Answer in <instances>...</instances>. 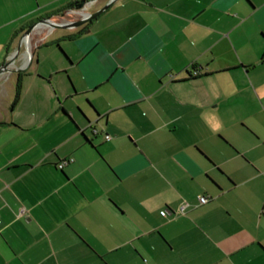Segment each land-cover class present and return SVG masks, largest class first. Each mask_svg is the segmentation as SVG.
Segmentation results:
<instances>
[{"label": "crops", "instance_id": "crops-1", "mask_svg": "<svg viewBox=\"0 0 264 264\" xmlns=\"http://www.w3.org/2000/svg\"><path fill=\"white\" fill-rule=\"evenodd\" d=\"M81 1L0 0V65ZM47 25L0 76V264H264V0Z\"/></svg>", "mask_w": 264, "mask_h": 264}, {"label": "water", "instance_id": "water-1", "mask_svg": "<svg viewBox=\"0 0 264 264\" xmlns=\"http://www.w3.org/2000/svg\"><path fill=\"white\" fill-rule=\"evenodd\" d=\"M115 1H118V0H109L104 5V7L102 6L101 8L95 11H91V12L88 10L89 6L87 5V3L85 1H81L80 3L75 4L72 7V10L76 13L80 12L81 10L85 12L83 13V15H81V18L78 19L77 21L75 20V21H64L63 22V21H54V20H50V18H46V19H43L42 21H38V23L30 25V27L25 29V31L22 32V34L19 37H17V41H16L14 49L11 51L6 61L0 65V76L6 73L9 74V73H14V72H22L23 70L27 68V64L30 63L33 53H31V56L27 63L23 64L22 66L21 64L19 65L17 64L18 62H21V59L24 56L25 52L23 51V54L21 52L24 45H25V49L27 50L26 48L27 44H26L25 38L30 37L35 29L45 24H48L47 28H49V31L51 29H70V28H76V27L82 26L86 24L87 22H90L97 16H99V14H101L102 12L104 13V11L107 10L113 3H115Z\"/></svg>", "mask_w": 264, "mask_h": 264}, {"label": "flooded vegetation", "instance_id": "flooded-vegetation-1", "mask_svg": "<svg viewBox=\"0 0 264 264\" xmlns=\"http://www.w3.org/2000/svg\"><path fill=\"white\" fill-rule=\"evenodd\" d=\"M87 4H88V2L87 1H85ZM71 13H73L74 14V12H71ZM59 14H61V13H58V14H56V13H52V14H48L47 15V17H45V18H43V19H46V18H50V20H55V18H56V21H77L78 19H80L81 18V15L80 14H77V16H76V14L75 15H73V17L74 18H72V19H69V18H65V14L63 13V14H61V15H59ZM69 14V13H68ZM59 18V19H58ZM43 19H39L38 21H42ZM38 21L36 22H33L31 25H33V24H35V23H38ZM29 27H30V25H29Z\"/></svg>", "mask_w": 264, "mask_h": 264}, {"label": "built area", "instance_id": "built-area-1", "mask_svg": "<svg viewBox=\"0 0 264 264\" xmlns=\"http://www.w3.org/2000/svg\"><path fill=\"white\" fill-rule=\"evenodd\" d=\"M107 138H110V136L108 135ZM70 160H71V159H70ZM70 160L62 161V162L59 164V166H60V167H64V165H65L66 163H68ZM199 200H200V202L203 204V203H206V202L209 201V197H207V196H204V197L200 196V197H199ZM187 207H189V204H188L187 201H184V202L180 205V207H179V212H180V213H184ZM166 214H167V211L164 210V212H162V216H163V215H166ZM0 222H1V218H0Z\"/></svg>", "mask_w": 264, "mask_h": 264}, {"label": "bare ground", "instance_id": "bare-ground-1", "mask_svg": "<svg viewBox=\"0 0 264 264\" xmlns=\"http://www.w3.org/2000/svg\"><path fill=\"white\" fill-rule=\"evenodd\" d=\"M34 31H36V30H34ZM36 32H34V34H35ZM40 33V32H39ZM33 34V35H34ZM33 35H31L30 37H26L25 38V41H26V44H27V50H26V52H27V56H28V60H27V62L29 61V58H30V56H31V48H32V46H31V42H32V37H33Z\"/></svg>", "mask_w": 264, "mask_h": 264}, {"label": "rangeland", "instance_id": "rangeland-1", "mask_svg": "<svg viewBox=\"0 0 264 264\" xmlns=\"http://www.w3.org/2000/svg\"><path fill=\"white\" fill-rule=\"evenodd\" d=\"M65 14V18L67 19V18H69V19H72V18H74L73 17V15H75V14H73V13H64ZM59 19V18H58ZM26 49H25V45L23 46V48H22V54H23V51H25Z\"/></svg>", "mask_w": 264, "mask_h": 264}, {"label": "trees", "instance_id": "trees-1", "mask_svg": "<svg viewBox=\"0 0 264 264\" xmlns=\"http://www.w3.org/2000/svg\"><path fill=\"white\" fill-rule=\"evenodd\" d=\"M75 4H78V3H74V4H72V6H74ZM20 90V89H19ZM19 90H17L18 91V93H17V96H16V99H15V101H14V103H16L17 102V98L19 97V94H20V91ZM95 132H97L98 130L97 129H95L94 130ZM205 196V195H204ZM207 197H209V196H207ZM209 200H210V198H209Z\"/></svg>", "mask_w": 264, "mask_h": 264}]
</instances>
